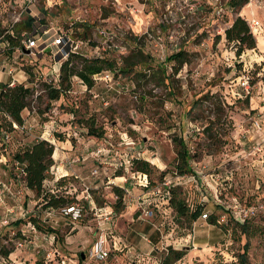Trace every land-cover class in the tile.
<instances>
[{"label": "rangeland", "instance_id": "obj_1", "mask_svg": "<svg viewBox=\"0 0 264 264\" xmlns=\"http://www.w3.org/2000/svg\"><path fill=\"white\" fill-rule=\"evenodd\" d=\"M217 7L216 0H0V12H10L8 25L15 10L38 17L41 8L50 12L38 46L29 53L0 42V82H9L2 70L14 68L36 89L23 111L24 126L14 125L7 151L2 150L14 152L38 139L53 142L63 155L59 162L71 172L63 186L83 195L78 202L82 217L40 207L16 174L20 170L2 154L0 248L13 252L0 256V264L4 259L7 264H162L171 247L185 252L174 264H264V149H255L264 139V0H249L239 13ZM238 15L260 22L252 29L257 47L240 56L225 36ZM83 22L91 26L87 38ZM60 34L63 41L56 45ZM72 43L84 57L114 58L131 72L98 81L91 90L74 77L73 90L45 111L49 99L43 82L60 71ZM181 49L187 62L176 71L167 58ZM25 65L33 66L32 83ZM249 71L252 89L245 97L239 80ZM205 94L221 98L227 113L223 126L215 125L221 129L212 140L203 130L217 118L213 105H204L198 113L202 119L187 115ZM90 119L104 130L103 137L88 133ZM175 137H182L195 155L192 172L176 170ZM136 158L154 166L148 187L138 183L142 172L133 168ZM65 167L52 166L46 189ZM173 187L192 211L203 207L208 217L193 222L178 217L166 199ZM118 189L124 190L122 198ZM97 200L109 219L93 209L100 207ZM145 208L153 214L145 216ZM211 215L217 224L209 223ZM33 216L59 235L30 227ZM4 218L8 225L1 224ZM102 234L110 254L98 261L92 247Z\"/></svg>", "mask_w": 264, "mask_h": 264}, {"label": "trees", "instance_id": "obj_2", "mask_svg": "<svg viewBox=\"0 0 264 264\" xmlns=\"http://www.w3.org/2000/svg\"><path fill=\"white\" fill-rule=\"evenodd\" d=\"M217 1V9L219 12H225V9L239 11L249 3V0H227L226 8L222 3V0ZM42 17L32 15L28 10H23L21 21L15 26V34H6L2 39L3 41H9V49L14 50L19 46L24 47L22 41V33L26 32L28 37H38L42 34V26L46 23V17L49 15L47 9L41 8ZM81 26L85 27L83 37L87 38L88 33L86 30L91 29L90 24L83 22ZM2 32H0L1 34ZM226 39L229 42H233L236 46L237 55L240 56L246 49H253L257 47V40L248 24V20L241 15H238L231 25L225 30ZM139 41V40H138ZM167 60L174 62L175 70L178 71L187 62V51L181 49L178 52L171 54ZM145 62L144 60H141ZM134 64H132V68ZM24 71L28 77V82L32 83L35 80L36 74L33 71V66L25 65ZM110 72L113 76L119 72L128 74L131 72V68L128 66H118L117 61L114 58L107 56L97 57H84L79 51L73 48L69 49L67 58L63 61L60 71L55 73L50 80L43 82L45 93L49 99L46 110L52 108L53 101L60 100L64 95L69 94L73 90V79L76 77L82 84L86 85L87 89L91 90L95 87L96 81L94 75ZM35 88L29 86L26 83H15L11 85V82H0V134L1 141H3L2 148H0V156L4 154L8 156V162L20 171L16 174L26 185L30 191L34 192L36 197L41 202L40 207L44 209H62L79 204L83 198L82 194L72 193L69 187L63 186L68 180V176L60 177L55 182L52 188L46 189L45 182L49 179L50 170L55 164L54 152L55 144L47 139H38L33 141L31 144L25 145L22 148L17 149L14 152H8L5 154L3 148L6 150L5 144L10 139L11 134L15 131V124L19 127L24 126L25 117L23 111L29 107V100L35 94ZM248 95H245L247 97ZM242 97V95H239ZM209 103L213 105V110L217 114L215 120H208L207 125L204 128V134L209 139H213L214 136H218L220 129L215 128L223 126L222 117L226 115V109L223 100L217 95L205 94L196 99L191 106L190 110L187 111V115L192 120L202 119L198 114L204 110V105ZM226 120H224L225 122ZM89 134L96 137H103L104 130L96 126L95 119H90L88 122ZM214 130L215 133L214 134ZM10 137L6 139V136ZM174 143L177 148L176 157V170L181 174L192 172L190 161L195 155L190 153L187 142L182 137H175ZM7 151V150H6ZM132 164L138 171L151 175L154 166L147 160L134 159ZM170 193L167 196V204L174 211L178 217L189 220L190 222L199 219L203 213V207H198L195 210H191L186 199L181 195L180 191L173 187L170 189ZM72 194V195H70ZM119 197H123L124 190L118 189ZM99 206L101 202L97 200ZM83 215V210H82ZM81 215V217H82ZM35 227L40 231H46L43 223L40 221L38 216L30 217ZM209 223L217 224V217L211 215ZM22 220H17L15 224H21ZM241 229L248 235L249 231L246 229V223L239 224ZM47 233H55L59 235V230L54 228H47ZM249 249V242L244 245V252L241 255V259L245 261L247 251ZM12 249L5 247L0 248V256L9 257L12 253ZM185 252L177 250L173 247L168 249V253L163 257L162 264H174L176 261L184 256ZM43 264V263H41Z\"/></svg>", "mask_w": 264, "mask_h": 264}, {"label": "built area", "instance_id": "obj_3", "mask_svg": "<svg viewBox=\"0 0 264 264\" xmlns=\"http://www.w3.org/2000/svg\"><path fill=\"white\" fill-rule=\"evenodd\" d=\"M252 1V0H250ZM255 1H260V0H255ZM37 2V0H28L29 4H35ZM8 14L10 12H0V32H2L0 34V42L4 43V45L6 47H9V41H3L2 39L5 37L6 34H12L14 35L15 32V26L21 21V16L23 13V10L20 11H14L12 12V16L10 19H8L9 21V25L6 24V19H5V14ZM249 26L251 29L257 27L258 25H260V22L258 20H252L249 23ZM63 34H60V36H58L55 41L54 44L59 45L62 43L63 41ZM22 43L24 44V47L19 46L17 47V49H20L22 51H26L27 49L33 50L35 47L38 46L37 42V38L36 37H28L26 32L22 33ZM74 43V42H73ZM72 43V48L77 49L78 48V44H73ZM114 76L112 73L110 72H103V73H99L94 75V80L96 82L98 81H105V82H110L113 81ZM239 84L242 86L243 90L245 91V94H250L252 86H251V76H250V71L247 72L246 74H243L240 77L239 80ZM256 128H258L259 130H261L260 124L259 122H256ZM15 126L17 127V124H15ZM10 136L7 135L6 139H8ZM255 147V146H254ZM255 149L257 150H263L264 149V139L262 141V143H260L258 145V147L256 146ZM139 185H142L144 187H148L149 185V177L148 174L146 173H140L139 174ZM93 209L96 211L97 214L101 213L100 215H106V219H109L108 214L105 211V207L104 206H94ZM65 211V213L69 214V213H73L75 218L81 217L82 215V207L80 204H77L76 206H71V207H67L63 209ZM144 214L145 216H151L153 214V209L151 208H145L144 210ZM202 217L207 218L208 214L204 213L202 215ZM10 222L8 219L4 218L3 220H1V224L4 225H8ZM30 227H32L33 229H36L35 225L33 223L30 222ZM92 254L93 257L98 260V261H104L109 257L110 254V249L108 247V243H107V237L105 236V234L100 235V237L98 238V240L94 243L93 247H92ZM1 264H7V261L4 259ZM63 264H67L66 260L63 261Z\"/></svg>", "mask_w": 264, "mask_h": 264}, {"label": "crops", "instance_id": "obj_4", "mask_svg": "<svg viewBox=\"0 0 264 264\" xmlns=\"http://www.w3.org/2000/svg\"><path fill=\"white\" fill-rule=\"evenodd\" d=\"M71 48H72V44H71ZM13 71H14V68H11V69H7V68H4L3 70H2V75L4 76V77H7V78H9V82H11V85H14L15 83H17V82H19V83H24V81H26L27 80V78H26V76H25V74H20V72L19 73H13ZM59 72V71H58ZM23 73V72H22ZM60 146H58V148H57V152L55 151L54 152V159H55V166H58L59 167V169L61 168V166H63V167H65V165L66 164H64V163H60L59 162V160L58 159H61L62 157H63V155H61L60 154V151H59V148ZM56 155V156H55ZM64 170H65V172H63V174L62 175H60V177H63V176H68L71 172L69 171V169H67L66 167L64 168ZM59 177V178H60ZM58 178V179H59ZM57 179V178H56ZM94 206H96V204L94 205Z\"/></svg>", "mask_w": 264, "mask_h": 264}, {"label": "water", "instance_id": "obj_5", "mask_svg": "<svg viewBox=\"0 0 264 264\" xmlns=\"http://www.w3.org/2000/svg\"><path fill=\"white\" fill-rule=\"evenodd\" d=\"M26 51L29 53L31 50L30 49H27ZM83 257H84V255H83Z\"/></svg>", "mask_w": 264, "mask_h": 264}, {"label": "bare ground", "instance_id": "obj_6", "mask_svg": "<svg viewBox=\"0 0 264 264\" xmlns=\"http://www.w3.org/2000/svg\"><path fill=\"white\" fill-rule=\"evenodd\" d=\"M248 7V6H247Z\"/></svg>", "mask_w": 264, "mask_h": 264}]
</instances>
